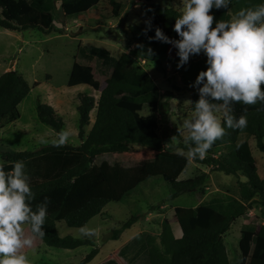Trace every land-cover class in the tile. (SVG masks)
Returning <instances> with one entry per match:
<instances>
[{"label":"trees","instance_id":"16d2710c","mask_svg":"<svg viewBox=\"0 0 264 264\" xmlns=\"http://www.w3.org/2000/svg\"><path fill=\"white\" fill-rule=\"evenodd\" d=\"M60 1L64 13L69 16H78L101 1H106L112 7L116 18H120L123 9V3L119 0ZM260 2L231 0L226 8L212 9L213 26L216 21L230 19L241 8ZM55 3V0H0V27L14 31L36 28L49 32L54 27ZM140 8L145 23L128 27L131 35L129 52L115 56L105 47L82 43L78 46L68 86L85 84L100 91L98 98L83 92L78 94L81 144L52 143L36 151H2L13 162L23 161L25 164L33 190V199L29 201L33 210L43 204L45 198L48 199V215L46 223L42 225L45 235L35 239L39 245L64 249L87 244L95 246V239L61 236L57 223L84 227L93 217L102 214L108 203L120 202L140 184L137 159L97 162L96 158L102 154H126L133 145L149 147L155 152L152 172L169 183L173 199L185 193L203 191L207 187V172L180 179L189 167L190 159L185 153L184 156L178 155L177 149H183L188 154L195 147V142L184 138V142L174 149L172 136L160 132L156 113L160 108L161 90L149 71L138 64V60L142 59L158 66L163 72L170 66L180 73L184 82L192 87L190 107L194 112L195 103L201 98L197 89L203 87L204 83L202 81L197 85L195 81L199 72L209 67L207 56L190 54L189 60L178 68V46L154 37L159 27L172 40L179 39L173 28L182 11L154 0H143ZM172 45H175L174 56L170 54ZM96 77H105L104 87L99 79L95 81ZM174 87L182 90L179 86ZM30 91L29 81L18 70H10L0 76V131L19 119V105ZM208 99L214 105V110L223 106L237 118L246 116L247 126L242 129L226 128L225 135L212 145L203 159L197 157L193 160L212 167V171L244 177L245 180H239L242 200L234 196H217L197 205L190 215L174 218L182 230L180 237L173 230V218H165L158 242L151 233L142 232L120 249L119 256L127 264H251L244 261L232 263L224 237L249 210L258 205L264 206V178L258 172L249 140L254 138L257 148L264 153V103L233 102L226 105L211 97ZM93 110H96V119L86 134ZM145 110L149 113H145ZM37 114L43 123L57 132L64 129L63 118L52 106L39 101ZM243 135L246 138H242ZM216 214L221 215L219 221H214ZM138 217L132 216L123 222L120 229L114 230L113 238L118 239L123 230L131 228L138 221ZM253 232L252 257L262 261L264 223L254 227ZM97 253L98 248L94 247L78 264L90 263ZM101 264L120 263L116 259H109Z\"/></svg>","mask_w":264,"mask_h":264},{"label":"rangeland","instance_id":"374dc122","mask_svg":"<svg viewBox=\"0 0 264 264\" xmlns=\"http://www.w3.org/2000/svg\"><path fill=\"white\" fill-rule=\"evenodd\" d=\"M123 3L120 18L113 15L112 7L101 1L86 12L78 16L66 15L60 0H55L54 27L49 32L36 28L22 31L8 30L0 27V76L10 70H18L29 81L31 91L19 105V119L7 125L0 131V163L4 170L10 171L14 162L3 155L2 151H36L43 146L58 143V134L51 126L43 123L37 114L39 101L52 106L65 122L64 129L72 133L69 144L79 145L80 115L77 109L78 94L83 92L95 97L100 96L89 85L68 86L72 66L80 43L108 48L115 56L129 52L130 33L128 27L137 23H145L144 14L140 8L143 0H119ZM155 2L173 6L180 11L183 0H154ZM175 45L170 48L174 56ZM203 50L200 56L204 57ZM141 68L147 69L160 87L161 101L156 113L160 121V132L170 134L173 139L172 147L184 142L188 130L183 128L186 119H193L191 110L192 87L187 85L181 74L172 67L161 71L158 66L138 60ZM101 86L106 83L105 77H96ZM174 86L182 88L178 91ZM200 89V88H199ZM199 89L197 91L200 93ZM147 110L148 107L146 108ZM145 110V113L149 111ZM217 117L223 120L232 114L223 106L215 109ZM174 118V119H173ZM96 119V110L91 112V124L86 127V134L92 128ZM177 133L179 135H177ZM246 138V136H242ZM258 165V172L264 178V153L257 146L254 138H249ZM183 151V149H177ZM155 154L147 146L133 145L126 154H102L96 158L97 162L128 158L137 159V173L140 184L128 193L120 202H110L102 214L93 217L83 228L94 229L95 235L88 237L77 227H70L64 222L57 223V230L61 236L72 235L79 238L96 240L95 246L82 245L75 249L51 247L37 244L25 246L22 251L28 255L30 264H78L94 247L98 253L88 264H101L109 259H116L120 264L127 262L119 256L120 249L132 238L142 232L151 233L159 241L162 223L165 218H173L172 227L177 237L182 230L174 220L191 214L200 203L208 202L217 196H234L242 200L239 180L244 177L227 175L224 172L212 171V167L197 163L190 159L189 167L181 174L180 179L195 176L201 172L209 173L207 187L203 191L185 193L173 199L172 189L161 176L152 172V157ZM132 216H139L138 221L128 229L123 230L118 239L113 238V232L121 228V224ZM220 214H216L214 221H219ZM264 223V206L258 205L249 210L248 214L239 218L224 237L232 263L249 262L264 264L252 257L253 228ZM26 234H31L28 225H24Z\"/></svg>","mask_w":264,"mask_h":264},{"label":"clouds","instance_id":"9594fccd","mask_svg":"<svg viewBox=\"0 0 264 264\" xmlns=\"http://www.w3.org/2000/svg\"><path fill=\"white\" fill-rule=\"evenodd\" d=\"M231 0H183V9L176 18L173 31L179 39L172 40L161 28H156L154 39L173 43L179 48L183 66L190 54L202 50L207 56V70L199 72L195 83L202 81L201 98L195 103L193 119H186V140L194 141L187 158L203 159L212 145L225 135L226 128L242 129L247 126L246 116L237 118L233 113L219 119L208 97L226 105L264 103V0L241 8L230 19L214 24L212 9L227 7ZM153 39V38H152ZM174 119V118H173ZM72 133L62 129L58 144L69 142ZM178 155L184 156L183 151ZM30 177L23 161L14 162L10 171L0 163V264H30L22 249L31 247L37 237H43L42 225L48 215V199L33 210ZM24 225L30 227L26 234ZM81 233L94 236V229L81 227Z\"/></svg>","mask_w":264,"mask_h":264}]
</instances>
